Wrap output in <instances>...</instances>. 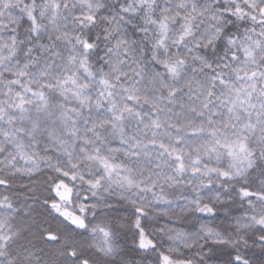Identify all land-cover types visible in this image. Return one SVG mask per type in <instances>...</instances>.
Here are the masks:
<instances>
[{"label":"snow or ice","instance_id":"obj_1","mask_svg":"<svg viewBox=\"0 0 264 264\" xmlns=\"http://www.w3.org/2000/svg\"><path fill=\"white\" fill-rule=\"evenodd\" d=\"M0 264H264V0H0Z\"/></svg>","mask_w":264,"mask_h":264},{"label":"trees","instance_id":"obj_2","mask_svg":"<svg viewBox=\"0 0 264 264\" xmlns=\"http://www.w3.org/2000/svg\"><path fill=\"white\" fill-rule=\"evenodd\" d=\"M162 222H164V221H162Z\"/></svg>","mask_w":264,"mask_h":264}]
</instances>
